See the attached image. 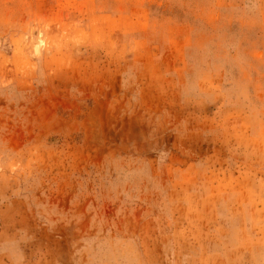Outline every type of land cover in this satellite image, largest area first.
<instances>
[{"label": "rangeland", "instance_id": "rangeland-1", "mask_svg": "<svg viewBox=\"0 0 264 264\" xmlns=\"http://www.w3.org/2000/svg\"><path fill=\"white\" fill-rule=\"evenodd\" d=\"M0 264H264V0H0Z\"/></svg>", "mask_w": 264, "mask_h": 264}]
</instances>
